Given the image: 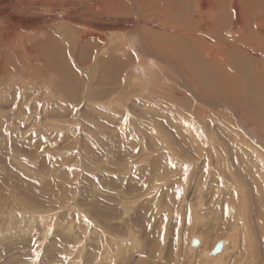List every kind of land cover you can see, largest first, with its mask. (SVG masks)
I'll list each match as a JSON object with an SVG mask.
<instances>
[{"label": "rangeland", "instance_id": "1", "mask_svg": "<svg viewBox=\"0 0 264 264\" xmlns=\"http://www.w3.org/2000/svg\"><path fill=\"white\" fill-rule=\"evenodd\" d=\"M190 1L172 50L159 37L142 55L146 31L112 30L102 63L63 25L37 35L35 17L10 12L24 25L0 31V264H264V97L237 50L260 49L262 65L264 43L243 34L231 0L222 13ZM221 242L223 262L208 261Z\"/></svg>", "mask_w": 264, "mask_h": 264}, {"label": "bare ground", "instance_id": "2", "mask_svg": "<svg viewBox=\"0 0 264 264\" xmlns=\"http://www.w3.org/2000/svg\"><path fill=\"white\" fill-rule=\"evenodd\" d=\"M9 1V5H10V9L7 10L8 14H6L8 16V18L11 17V13L10 12H15L18 14H25V15H31L33 17L36 18V21H34L32 24H29V29L32 30L34 33H49L52 34L53 29L50 28L48 25H51V27H54V25H63L62 27L64 28V33L65 35H70V33H74L75 35L79 36V38H77L78 44H82L83 47H87V49L89 50L88 53V57L89 58L88 62L89 63H93V62H99L101 61V63L103 61H107L110 60L114 57V53L116 51L111 50L108 52V48H106V46L108 45V40L106 38L105 33H109L112 30H123L125 33H129L132 30L138 29L140 28L143 32L146 31V38H147V42L150 45H146L145 47H141V51L140 54H146L149 51L151 52L150 48H154L156 46V42H159L158 38L161 37V48L164 47V49L167 50H172L171 47L172 43L170 38L174 35L173 30H172V25H174V18L176 13L178 12H182L184 9H186V5L189 4L188 2H191L190 0H7ZM261 0H252V2H254V4L256 3V5H254L253 3H251L250 0H231L230 5L231 8L234 7V16L238 15L240 17H242L245 20V33L243 31V34H250V35H256L257 38L255 37L254 40L256 41V39H260L261 41V45L264 43V11L262 9L259 8V5ZM264 1V0H263ZM258 5V6H257ZM262 5V4H261ZM263 6V5H262ZM264 7V6H263ZM191 8V7H190ZM15 9V10H12ZM264 9V8H263ZM198 10L199 11H203L206 13H213V12H221L224 11V7L222 5V3L220 2V0H206L205 1V5L204 6H198ZM14 13V14H15ZM41 13H46L47 15L43 16ZM13 14V15H14ZM181 14V13H180ZM6 15H2L0 14V31L1 32H6V31H10L12 30L13 26H20L21 29V25L24 23H22L19 19V22L15 19L12 20L13 18L11 17V20H8L7 24L4 23L3 19L6 18ZM59 16V17H58ZM238 17V16H237ZM20 18V16L18 17ZM183 18V17H182ZM239 18V17H238ZM241 19V18H240ZM242 19V20H243ZM22 20V19H21ZM131 21V22H130ZM250 21L253 22L255 21V27L254 30H251L250 28ZM27 22V21H25ZM249 22V23H248ZM55 23V24H54ZM75 23H80V25L83 26L82 27H75L74 24ZM236 23H240L239 21H235ZM5 24V26H4ZM67 24V25H66ZM24 25V24H23ZM26 25V24H25ZM66 25V26H65ZM241 25V24H240ZM252 25V24H251ZM27 26V25H26ZM46 26V27H45ZM254 26V25H253ZM25 27V26H24ZM242 28H243V24H242ZM25 29V28H23ZM27 29V28H26ZM244 29V28H243ZM19 30V29H18ZM59 31H61L60 29H58ZM57 30V31H58ZM78 30H83V32H78ZM190 31V30H189ZM235 31V30H234ZM21 32V31H20ZM178 32V31H177ZM252 32V34H251ZM30 33V32H29ZM54 33V32H53ZM68 33V34H67ZM140 33V31H139ZM79 34V35H78ZM141 34V33H140ZM236 34V32L234 33ZM21 35V34H19ZM24 35V34H23ZM38 35V34H37ZM47 35V34H46ZM136 35V34H135ZM144 35V34H143ZM129 36V35H128ZM138 37V35H136ZM245 37H241L243 39L246 38L247 35H244ZM53 37V36H52ZM74 38V36H72ZM143 37V36H142ZM210 37V36H209ZM251 37V36H250ZM72 38V39H73ZM135 39L134 36H129V41H131L132 39ZM178 38V37H177ZM181 38V37H180ZM164 39H167L164 40ZM179 39V38H178ZM231 39V38H230ZM242 39V40H243ZM247 39V38H246ZM49 40V39H48ZM56 40V39H53ZM126 40V39H125ZM252 40V39H251ZM134 40H132L133 42ZM141 41H143V39H141ZM194 41V40H193ZM248 41V40H247ZM259 41V40H258ZM180 42V41H179ZM236 42V41H235ZM249 42V41H248ZM238 43V41L236 42ZM251 43V42H250ZM21 44V43H20ZM113 44V43H112ZM158 44V43H157ZM166 44V46L163 45ZM194 44V43H193ZM231 44V42L229 43ZM235 44V43H234ZM243 44V43H242ZM253 44V41L251 43V45ZM138 45V44H137ZM175 45V43H174ZM182 45V44H181ZM186 45V44H185ZM188 45V44H187ZM186 45V46H187ZM238 45V44H237ZM23 46V45H22ZM115 46V45H114ZM159 46V45H158ZM180 46V45H179ZM178 46V47H179ZM194 46V45H193ZM263 46V45H262ZM24 47V46H23ZM108 47V46H107ZM131 47V45H130ZM175 47V46H174ZM185 46H183L182 49ZM188 47V46H187ZM247 47V46H246ZM25 48V47H24ZM23 48V49H24ZM72 48V47H71ZM121 48V47H120ZM124 48V47H123ZM159 48V47H158ZM171 48V49H170ZM177 48V47H176ZM175 48V49H176ZM192 48V47H191ZM253 47H251L252 49ZM257 48V47H256ZM174 49V52H175ZM194 49V48H193ZM200 49V48H199ZM210 49V48H209ZM249 49V47L247 48ZM118 50V49H117ZM189 50V49H188ZM213 51V49H210V51ZM237 50L240 52H238L239 54L242 55V62H241V66L239 68V71L241 70L242 73H244L243 75L246 77V79H248L249 81H252L256 84V94L261 98V95L264 97V64L262 65H257L256 62L253 64V59H258L259 57H257L255 51L257 50H253L254 51H247L246 49H244V47H237ZM260 50V49H259ZM257 50V51H259ZM147 51V52H146ZM158 51V50H157ZM261 51V50H260ZM105 52H107V54L109 53L110 55L105 57L104 54ZM121 52V51H120ZM159 52V51H158ZM163 52V51H162ZM172 52V55H174L175 53ZM177 52V51H176ZM198 52V51H197ZM262 52V51H261ZM122 53V52H121ZM124 53V52H123ZM182 53V52H181ZM180 53V54H181ZM186 53V52H185ZM193 53V51H192ZM205 53V52H204ZM203 53V54H204ZM224 53V52H223ZM106 54V55H107ZM167 54V53H166ZM183 54V53H182ZM188 54V53H187ZM186 54V56H187ZM197 54V53H195ZM199 54V53H198ZM197 54V55H198ZM201 54V53H200ZM150 55V53H149ZM169 55V53H168ZM184 55V54H183ZM189 55V54H188ZM205 55V54H204ZM207 55V54H206ZM209 55V54H208ZM259 55V54H258ZM102 56H104L105 58H102ZM153 55H151L152 57ZM167 56V55H165ZM170 56V55H169ZM175 56V55H174ZM216 56V55H215ZM260 56V55H259ZM262 56V55H261ZM80 57L78 59V62L80 61ZM86 57V56H84ZM84 57L82 59H84ZM150 57V56H149ZM159 57V56H158ZM171 57V56H170ZM176 57V56H175ZM183 57V56H182ZM28 58V57H27ZM121 58V57H119ZM155 58V57H154ZM163 58H167V57H163ZM162 58V59H163ZM173 58V57H172ZM171 58V60H172ZM181 58V56H180ZM184 58V57H183ZM187 58V57H185ZM191 58V57H190ZM190 58L189 60H187L188 62H190ZM193 58V57H192ZM218 58V57H216ZM216 58H213L214 60ZM81 59V60H82ZM114 59V58H113ZM123 59V58H121ZM146 58H144L143 61H145ZM182 59V58H181ZM211 58H209L208 60H210ZM233 59V58H232ZM235 59V58H234ZM99 60V61H97ZM176 60V59H175ZM174 60V61H175ZM186 60V59H185ZM237 60V59H236ZM84 62V60H82ZM87 61V60H86ZM93 61V62H91ZM117 61V60H116ZM122 61V60H121ZM123 61H126L125 59ZM161 61V60H160ZM182 62V60H180ZM195 61V60H194ZM205 61V59L203 60ZM207 61V60H206ZM220 61V58H219ZM233 61V60H232ZM258 61V60H257ZM81 62V61H80ZM82 62V63H83ZM147 62V59H146ZM158 62V61H157ZM229 62V61H228ZM231 62V61H230ZM236 61H234L233 63H235ZM108 63V62H107ZM119 63V62H118ZM154 63V62H153ZM162 63V62H160ZM179 63V62H178ZM195 63V62H194ZM200 63V62H199ZM208 63V62H206ZM222 63V61H221ZM100 64V63H99ZM152 64V63H151ZM163 64V63H162ZM170 64V62H169ZM190 64V63H189ZM209 64V63H208ZM214 64V63H213ZM223 64V63H222ZM232 64V63H231ZM237 64V62H236ZM235 64V65H236ZM239 64V63H238ZM89 65V64H87ZM104 65V64H103ZM137 65V64H136ZM147 65H149L147 63ZM155 65V64H154ZM179 65V64H178ZM177 65V66H178ZM193 65V64H192ZM201 65V63H200ZM216 65V64H215ZM228 65V64H227ZM234 65V64H233ZM240 65V64H239ZM251 65V66H249ZM255 66L261 73L260 76L258 75L257 72H255L251 67ZM109 66V65H108ZM132 66V65H131ZM151 66V65H150ZM153 66V64H152ZM174 66V65H173ZM187 66V65H185ZM223 66V65H222ZM237 66V65H236ZM258 66L260 68H258ZM100 67V66H99ZM103 67V66H102ZM107 67V66H106ZM117 67V66H116ZM166 67V66H165ZM206 67V66H205ZM204 67V68H205ZM216 67V66H215ZM105 68V66H104ZM144 68V67H143ZM156 68V65H155ZM168 68V67H167ZM179 68V66H178ZM210 68V67H209ZM214 68V67H213ZM238 68V66H237ZM145 69V68H144ZM164 69V68H163ZM202 69V68H201ZM208 69V68H206ZM206 69L204 71H206ZM212 69V68H211ZM215 69V68H214ZM217 69V68H216ZM224 69V67H223ZM231 69V68H230ZM67 70V69H66ZM147 70V69H146ZM161 70V69H160ZM192 70V69H191ZM190 70V71H191ZM196 70V69H195ZM198 70V69H197ZM226 70H228V68H226ZM232 70V69H231ZM141 71V70H140ZM139 71V73H140ZM167 71V69H166ZM183 71V70H182ZM193 71V70H192ZM208 71V70H207ZM83 72V71H82ZM165 72V71H164ZM198 72V71H197ZM211 72V71H210ZM209 72V73H210ZM216 72V71H214ZM218 72V71H217ZM236 72V71H235ZM235 72L233 73L234 76L237 78L236 81L238 80H242L243 79V75L242 76H237L235 74ZM238 72V71H237ZM236 72V73H237ZM109 73V72H108ZM162 73V72H161ZM185 73V72H184ZM196 73V72H195ZM200 74L204 73V72H199ZM198 73V74H199ZM225 73V71H224ZM239 73V72H238ZM100 74V73H99ZM181 74V73H180ZM184 75V74H183ZM205 75V74H204ZM214 75V74H213ZM227 75V74H225ZM232 75V74H231ZM108 76V75H107ZM131 76V75H130ZM166 76V75H165ZM182 76V74L180 75V77ZM195 76V74H194ZM193 76V77H194ZM199 76V75H198ZM201 76V75H200ZM209 76V75H208ZM207 76V77H208ZM111 77V76H110ZM137 78L138 75L136 76ZM170 77V76H169ZM211 77V76H210ZM244 77V78H245ZM109 78V77H108ZM174 78V77H173ZM187 78V76H186ZM192 78V77H191ZM213 78V77H212ZM227 78V77H226ZM101 79V78H100ZM149 79V78H148ZM147 79V80H148ZM188 79V78H187ZM205 79V78H203ZM211 79V78H210ZM222 79V78H221ZM229 79V78H228ZM227 79V80H228ZM152 80V79H151ZM224 80V79H222ZM226 80V81H227ZM230 80V79H229ZM232 80V78H231ZM230 80V81H231ZM246 80V81H248ZM198 81V79H197ZM205 81V80H204ZM209 81V80H207ZM213 81V79L211 80ZM220 81V79H219ZM142 82V81H141ZM166 82V81H165ZM189 82V81H188ZM186 82V83H188ZM196 82V79H195ZM199 82V81H198ZM223 82V81H222ZM225 82V81H224ZM229 82V81H228ZM234 83V81H231V83ZM262 82V86L259 85V83ZM175 83V82H174ZM183 83V82H182ZM191 83V82H190ZM209 83V82H208ZM207 83V84H208ZM214 83V82H213ZM220 83V82H218ZM232 83V84H233ZM240 83V82H239ZM153 84V83H151ZM156 84V83H155ZM166 84V83H165ZM168 84V82H167ZM176 84V83H175ZM189 84V83H188ZM201 84V82H200ZM212 84V83H209ZM229 84V83H228ZM241 84V83H240ZM244 84V83H243ZM247 84V83H246ZM251 84V83H249ZM51 85V84H50ZM157 85V84H156ZM199 85V84H198ZM206 85V84H205ZM204 85V86H205ZM217 84L215 83V86ZM231 85V84H229ZM239 85V84H238ZM147 86V84H145V87ZM155 86V85H154ZM169 86V84H168ZM187 86V85H186ZM224 86V85H223ZM227 86V85H226ZM237 86V85H235ZM242 86V84L240 85ZM247 86V85H246ZM159 87V86H158ZM161 87V86H160ZM197 87V86H196ZM200 87V86H199ZM207 87V85H206ZM225 87V86H224ZM223 87V88H224ZM232 87V86H230ZM148 88V87H147ZM189 88V87H187ZM219 88V87H218ZM240 88V87H239ZM151 89V88H150ZM197 89V88H196ZM215 89V88H214ZM237 89V88H236ZM242 92H238L241 96V100L242 99V95H244L245 98L249 97V90H251L252 92L255 91L250 85H248V88L241 87ZM249 89V90H248ZM157 90V89H156ZM204 90V88H203ZM211 90V89H210ZM175 91V90H174ZM207 91V90H206ZM209 91V90H208ZM221 91V90H220ZM219 91V92H220ZM235 92V90H234ZM233 92V93H234ZM251 92V93H252ZM167 93V92H166ZM222 93V92H221ZM220 93V94H221ZM231 93V94H233ZM236 93V92H235ZM250 93V94H251ZM217 94V93H216ZM172 95V94H171ZM209 95V94H208ZM218 95V94H217ZM222 95V94H221ZM232 96V95H231ZM237 96V95H236ZM210 97V96H208ZM238 97V96H237ZM233 98V97H232ZM251 98V97H250ZM225 98H223L224 100ZM238 99V98H237ZM225 100H229V99H225ZM250 100V99H249ZM235 101V100H234ZM110 103V102H109ZM236 103H239L236 101ZM244 103V102H243ZM250 103V102H249ZM248 103V104H249ZM119 104H116V106ZM251 105V103H250ZM258 105V104H257ZM120 106V105H119ZM103 107V106H102ZM104 108V107H103ZM242 108V107H240ZM243 110V109H242ZM264 113V112H263ZM107 122V121H106ZM105 122V123H106ZM120 126V124H119ZM136 133V132H135ZM101 141V140H100ZM120 141V140H119ZM133 143V142H132ZM143 144V143H142ZM144 145V144H143ZM161 148V147H159ZM169 149V148H168ZM137 150V149H136ZM161 150V149H160ZM148 152V151H147ZM173 152V151H172ZM175 152V151H174ZM126 154V153H125ZM174 154V153H173ZM118 155V154H117ZM128 156V155H127ZM178 156V155H177ZM174 157V156H173ZM125 158V157H124ZM127 159V158H126ZM181 159V158H180ZM124 160V159H123ZM181 161V160H180ZM132 162V161H131ZM191 162V161H190ZM131 164V163H130ZM155 164V163H154ZM190 164V163H189ZM153 166V165H152ZM142 170V169H141ZM234 181V180H233ZM238 188V187H237ZM137 189V188H136ZM242 192V191H241ZM147 206V204H146ZM146 212V211H145ZM246 213V212H245ZM148 215V214H147ZM245 215V214H244ZM238 216V215H237ZM246 217V216H245ZM235 219V218H234ZM240 220V219H239ZM244 228V227H243ZM245 231V229H244ZM237 232V231H236ZM233 233V232H232ZM136 237V236H135ZM139 238V237H138ZM200 238V237H199ZM231 239V238H229ZM234 239V237H233ZM128 240V239H127ZM240 242V241H239ZM222 243V252L220 254H218V256H216L215 258H208V261L211 262H216V261H222L225 257V254H228L229 251V247L228 244H226L225 242H221ZM236 244V243H235ZM203 245V247H205L204 243L202 241H200V245L199 247H201ZM238 246V244H237ZM199 247H195V248H190L193 253L195 251L198 250ZM235 247V246H234ZM138 249V248H137ZM206 251V248H204V252ZM213 251V250H212ZM207 252V251H206ZM196 253V252H195ZM209 253V252H208ZM206 253V254H208ZM152 254V253H151ZM175 254V253H174ZM175 257V255H174ZM233 257V256H232ZM206 258V257H205ZM204 258V259H205ZM172 260V258H171ZM249 260V259H248ZM223 262V261H222ZM252 262V261H251Z\"/></svg>", "mask_w": 264, "mask_h": 264}, {"label": "water", "instance_id": "3", "mask_svg": "<svg viewBox=\"0 0 264 264\" xmlns=\"http://www.w3.org/2000/svg\"><path fill=\"white\" fill-rule=\"evenodd\" d=\"M222 250V243H219L215 249L212 251L213 255H216L217 253H219Z\"/></svg>", "mask_w": 264, "mask_h": 264}]
</instances>
